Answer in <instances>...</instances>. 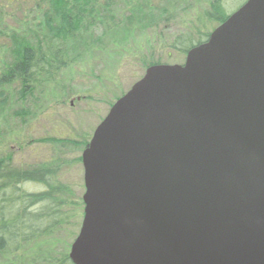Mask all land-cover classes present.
Returning <instances> with one entry per match:
<instances>
[{"label":"water","instance_id":"95a60500","mask_svg":"<svg viewBox=\"0 0 264 264\" xmlns=\"http://www.w3.org/2000/svg\"><path fill=\"white\" fill-rule=\"evenodd\" d=\"M82 163L74 264H264V0L149 66Z\"/></svg>","mask_w":264,"mask_h":264},{"label":"rangeland","instance_id":"374dc122","mask_svg":"<svg viewBox=\"0 0 264 264\" xmlns=\"http://www.w3.org/2000/svg\"><path fill=\"white\" fill-rule=\"evenodd\" d=\"M38 1L0 0L3 24L37 26L43 21ZM213 1L90 0L98 14L96 25L83 42L70 44V63L51 83L26 95L16 85L0 86V161L26 170L57 169L72 191L68 197L82 202L86 142L117 99L143 77L146 61L183 64L186 55L171 48L172 42L186 34L197 40L199 33L218 26L207 16ZM223 2L226 12L233 13L245 0ZM5 43L0 38V74L2 63L11 59ZM44 187L38 182L22 185L29 192ZM67 230L40 239L36 251L62 252L69 245L70 252L77 236Z\"/></svg>","mask_w":264,"mask_h":264},{"label":"trees","instance_id":"16d2710c","mask_svg":"<svg viewBox=\"0 0 264 264\" xmlns=\"http://www.w3.org/2000/svg\"><path fill=\"white\" fill-rule=\"evenodd\" d=\"M36 7L43 21L32 28L19 23L17 27H7L0 12V38L6 42L3 47L11 55L9 61L2 63L0 86L16 85L23 95L33 94L43 83H51L67 67L70 44L84 41L88 31L96 25L98 15L90 0H39ZM129 13L134 15V12ZM231 13L226 12L223 0H214L207 16L219 25ZM209 35L199 33L197 40L190 34L181 35L170 47L187 55ZM161 63V60H151L144 66ZM30 182L45 187L39 192L22 188ZM71 192L59 179L57 169L26 170L0 161V264H74L69 256V245L62 252L36 251L42 238H56L67 229L72 238L79 233L84 202L69 198Z\"/></svg>","mask_w":264,"mask_h":264}]
</instances>
